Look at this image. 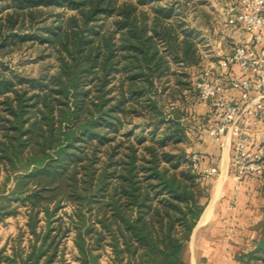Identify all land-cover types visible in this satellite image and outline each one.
I'll return each instance as SVG.
<instances>
[{"label": "trees", "instance_id": "16d2710c", "mask_svg": "<svg viewBox=\"0 0 264 264\" xmlns=\"http://www.w3.org/2000/svg\"><path fill=\"white\" fill-rule=\"evenodd\" d=\"M179 1L0 0V221L25 214L0 264L64 263L69 237L79 264L106 247L109 264H186L209 194L182 148L200 52ZM26 43L53 69H11ZM236 260L264 264V219Z\"/></svg>", "mask_w": 264, "mask_h": 264}, {"label": "crops", "instance_id": "0c3cea01", "mask_svg": "<svg viewBox=\"0 0 264 264\" xmlns=\"http://www.w3.org/2000/svg\"><path fill=\"white\" fill-rule=\"evenodd\" d=\"M226 34L232 39L235 46L240 43L251 44L249 34L240 25L227 26ZM234 47L230 52L224 46V50H220V52L224 51L220 60L231 56ZM256 49L257 51L264 49V36L263 41L256 46ZM241 76L239 65L231 63L224 67L220 66L215 79L211 80L228 86L231 80ZM227 94L238 101L236 92L228 90ZM206 104H200L198 107L203 113L207 112ZM251 133L253 136L252 148L261 149L264 156V110L259 123L251 128ZM195 147L199 149L201 168L216 166L219 173L213 190H208L209 197L204 210L184 249V258H190L189 263L186 260L185 262L186 264H238L236 256L239 253L250 251L260 236L261 224L264 219L262 179L255 176L242 182L234 178L230 134L224 136L219 142L211 139L209 144H196ZM213 180L211 178L208 183ZM226 182L228 184L222 190V183ZM212 201L213 203L210 205ZM12 238H7L3 244H0V248L6 245L9 249ZM71 243H69V249H71ZM63 258L64 263L58 257L53 264H76L75 250L73 249L72 253L71 251L70 253L64 252Z\"/></svg>", "mask_w": 264, "mask_h": 264}, {"label": "built area", "instance_id": "2783aa9c", "mask_svg": "<svg viewBox=\"0 0 264 264\" xmlns=\"http://www.w3.org/2000/svg\"><path fill=\"white\" fill-rule=\"evenodd\" d=\"M235 12L228 19L230 26L240 25L249 34L251 44H237L231 56L220 61L222 67L237 63L242 76L230 81L228 86L208 79L197 83L201 101L213 108L209 120V131L217 141L231 136V161L234 178L247 181L259 177L264 171V156L261 149H253L251 128L256 126L264 110V49L257 51L264 36V0H235ZM237 93L235 101L227 91ZM193 167H197L201 157L197 153L189 156ZM219 173L216 166L201 169L205 180Z\"/></svg>", "mask_w": 264, "mask_h": 264}, {"label": "rangeland", "instance_id": "374dc122", "mask_svg": "<svg viewBox=\"0 0 264 264\" xmlns=\"http://www.w3.org/2000/svg\"><path fill=\"white\" fill-rule=\"evenodd\" d=\"M168 1L172 2L173 0ZM180 1L182 6H179V9L184 20H186L188 27L196 32L194 37H196V40L199 42L200 52L199 65L189 69L191 89L183 92V95L186 97L185 101H181V97L176 95L180 100V105L183 106L185 104L184 108L188 112V115L183 119L187 139L182 144V148H184L186 155L190 156L193 153L200 155L198 151L199 149L195 147L196 144H209L211 139L215 142H219L211 136L209 131V120H211L212 116H207V114L201 112L197 106H192L194 98L198 94L197 83L199 80H214L217 71L220 70V59L224 54V51L220 52V50H224L223 48L225 46L228 48L227 50L230 51L232 50L231 48L235 46L234 43H232V39L226 34V29L227 26H230L228 24V19L235 12L236 2L235 0ZM50 10L54 12H62L64 17L71 13L62 8H52ZM41 54V46L26 43L22 48L7 55L6 58H8V65L11 69H15L30 76H35L47 68L53 69V58L47 56V51L44 52V57H42ZM4 58L5 57H3V59ZM217 175L213 177V182L208 183V180L205 181V188L207 191L213 190ZM227 184V182L224 184L222 183V190ZM24 222L25 214L23 210H21L16 216H10L4 221H0V244H3L7 238L16 237L19 232L18 228L23 226ZM71 241V237L65 240L64 252L70 253L71 251L72 253L73 249L76 251L74 244L73 242L71 243ZM69 243H71V249H69ZM106 251H110V249L106 247ZM106 251H101L98 258L99 264H109V259L106 253L104 254ZM185 260L188 263L190 262L189 257ZM76 264H79L78 261H76Z\"/></svg>", "mask_w": 264, "mask_h": 264}, {"label": "bare ground", "instance_id": "6f19581e", "mask_svg": "<svg viewBox=\"0 0 264 264\" xmlns=\"http://www.w3.org/2000/svg\"><path fill=\"white\" fill-rule=\"evenodd\" d=\"M212 203H213V201L211 202V204H210V205H212Z\"/></svg>", "mask_w": 264, "mask_h": 264}]
</instances>
